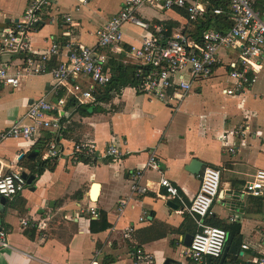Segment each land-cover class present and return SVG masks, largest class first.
Returning <instances> with one entry per match:
<instances>
[{"label": "crops", "instance_id": "crops-1", "mask_svg": "<svg viewBox=\"0 0 264 264\" xmlns=\"http://www.w3.org/2000/svg\"><path fill=\"white\" fill-rule=\"evenodd\" d=\"M76 4L75 0H51L43 10V21L29 34L34 52H46L53 43L63 47L52 66L66 60L68 42L96 45V32L122 9L123 0H91L79 12H75ZM28 5L29 0H0V39L23 17ZM145 9H140L138 16L150 24L166 25L178 18L180 28L185 25L179 11L151 8L154 14L146 18ZM65 14H71L80 26L65 25ZM135 30L140 34H133ZM122 33L126 51L132 45L140 46L147 35L130 23L122 27ZM106 51L109 61L110 55H118L111 48ZM231 57L235 59L237 54L232 52ZM23 58L5 54L0 56V65L15 68ZM123 60L136 66L128 55ZM228 73L224 58L211 77L194 84L178 108L130 86L114 90L106 102L93 103L99 107L98 113L83 115L77 107L67 108L59 136L64 153L55 160V169L36 176L14 201L0 203V227L9 233L11 244L0 252V264H89L92 260L135 264L132 255L138 249L151 255L155 264H192L186 251L191 236L200 228L189 208L207 166L220 170L221 187L212 206L214 219L205 222L220 221L226 228L239 226L242 252L235 264H256L261 257L264 199L246 195L244 190L256 172L264 170V60L257 82L244 94L224 93L232 86ZM55 85L52 76L43 75L23 79L19 88L0 86V132L25 120L34 101L43 97L55 101ZM215 89L226 105L217 107L209 99ZM243 122L250 123L254 135L245 145L238 144L236 154H230L220 137ZM47 133L52 132L42 130L40 138L31 141L0 139V162L6 172L20 170L34 176L28 163L37 162L40 151L35 146ZM87 141H94L98 150L90 163L72 156L74 145ZM110 143L118 147V159L103 157ZM153 152L158 157L155 170L147 166ZM194 160L203 164L200 174L190 171ZM137 172L142 174L139 184L147 188L145 193L133 191ZM163 176L178 188L180 199L168 198L159 185ZM120 201H126L122 211ZM91 208L105 213L110 229L92 232V221L100 215L91 216ZM24 222H29L28 226ZM128 228H133L129 238L125 236ZM32 229L34 239L26 234ZM244 245L248 249H243Z\"/></svg>", "mask_w": 264, "mask_h": 264}, {"label": "built area", "instance_id": "built-area-1", "mask_svg": "<svg viewBox=\"0 0 264 264\" xmlns=\"http://www.w3.org/2000/svg\"><path fill=\"white\" fill-rule=\"evenodd\" d=\"M75 12L90 4L91 0H75ZM215 1L228 4L231 27L218 31L210 24L199 29L197 24L207 23L211 17L220 16L223 8ZM51 0H29V5L22 18L14 22L0 39V56L5 54L23 55V63L15 68L0 65V86L19 88L23 79L31 76L50 75L55 81V101L47 97L34 101L28 108L26 118L12 127L0 132V139H39L42 130L51 131V141L43 154L44 159L55 161L64 153L60 144L63 130L62 121L67 115L70 100L78 104L97 102L95 93L111 82V73L107 69L109 59L106 50L113 49L118 54L128 55L134 60L137 70V85L133 88L175 108L192 92L196 82L212 76L217 67L227 59L229 78L232 86L224 91L228 96L244 94L252 88L258 79L259 67L264 60V0H123L122 9L113 15L96 32L97 43L92 47L68 42L66 60L52 66L53 60L62 53V46L53 43L43 53L32 51L29 34L35 25L43 21V10ZM144 6L161 8L168 11L183 10L187 14L185 25L168 37L165 25H155L141 19L138 12ZM65 25L78 28L71 14L62 17ZM211 22V21H210ZM133 24L147 32L140 46H131L129 51L123 47L122 27ZM232 52L237 54L233 59ZM85 82V83H84ZM64 90V93L61 94ZM26 122V124H25ZM252 126L243 122L236 128L224 132L220 140L228 153L236 154L238 144L245 145L253 134ZM94 141L75 144L72 156L93 161L97 155ZM105 158L118 159L121 153L115 143H110L102 153ZM148 168L158 169L156 152L151 154ZM141 172L134 175L133 191L145 193L146 187L139 184ZM200 188L189 208L200 231L194 236L186 256L192 264H203L206 257H222L228 233L222 228L206 224L212 215V206L219 196L221 187L220 170L207 166L200 175ZM159 185L171 200L180 199L179 190L169 179L162 177ZM27 180L22 171L6 172L0 162V203L2 199L12 202L27 188ZM244 193L256 198L264 195V170H258L253 179L245 184ZM120 211L126 201H120ZM89 213L93 217L99 214L95 208ZM143 220V218H142ZM28 226L29 222H24ZM133 228L126 230L130 237ZM11 248L9 233L0 227V252ZM243 249H248L247 245ZM261 257L258 264H264V231L261 241ZM135 264H155L151 255L138 249L133 253ZM89 264H99L92 260Z\"/></svg>", "mask_w": 264, "mask_h": 264}, {"label": "trees", "instance_id": "trees-1", "mask_svg": "<svg viewBox=\"0 0 264 264\" xmlns=\"http://www.w3.org/2000/svg\"><path fill=\"white\" fill-rule=\"evenodd\" d=\"M214 2V0H213ZM215 4L218 6L220 5L223 8V13L220 16L211 17L210 21L205 23H199V29L207 28L210 24L218 31L225 32L231 27V20H230V12L228 4L225 2H218L215 1ZM181 15L187 18V14L185 11H179ZM168 32L166 33L169 36L173 34L175 28L179 29L180 26L178 23H168L165 25ZM110 61L108 64V68L111 73V82L104 88L99 89L95 95L97 98V103L99 102H106L111 98V93L116 90L119 91L123 87H134L137 85L138 78L136 77V70L137 67L131 64H127L124 62V55L118 54L114 57V55H110ZM77 107V110L80 111L83 115H92L94 113H98L100 111L98 106L95 104H90L88 106L80 105L77 101L70 100L68 103L69 108ZM50 133H47L41 141L36 144V148L40 151L39 158L37 162L28 163V167L31 169V173L36 176H41L45 171L50 170L53 171L57 165V161H50L48 159L43 158L44 152L48 148V144L51 141ZM80 160L84 163L92 162L90 159L81 157ZM105 213H100L98 220L92 221L91 230L93 233H100L110 229L111 225L106 219ZM207 219L212 220L214 219L212 216L208 217ZM209 223V222H208ZM210 226L222 228L228 233V240L226 246L230 247V250L227 254L226 260L224 264H235L237 258L239 257L240 253L242 252V237L240 236V227L233 225L232 227L226 228L221 225L220 221L210 222ZM30 239H34V230L32 229L29 232H26ZM208 264H219L220 258H213V257H206ZM205 259V260H206ZM204 264V263H203ZM258 264V263H256Z\"/></svg>", "mask_w": 264, "mask_h": 264}, {"label": "rangeland", "instance_id": "rangeland-1", "mask_svg": "<svg viewBox=\"0 0 264 264\" xmlns=\"http://www.w3.org/2000/svg\"><path fill=\"white\" fill-rule=\"evenodd\" d=\"M143 8H147V9H145V12H143L144 13V17H146V18H150L153 14H154V12H152V11H150V9H151V7H149V6H144ZM143 8H141V9H143ZM171 11H173V10H171ZM139 12H140V10H139ZM139 12H138V14H139ZM174 12V11H173ZM178 15V17L180 18V20H184L185 21V17H181L179 14H177ZM179 21H178V18L176 19V21H172V23H178ZM171 23V22H170ZM180 23V22H179ZM166 24H168V23H166ZM175 30H177V28H175ZM133 34H140L139 32H137L136 30L135 31H133ZM115 56H117V55H114V57ZM209 99L211 100V101H214V105L215 106H217V107H221V106H224V105H226L227 103H226V100H225V98H223V96L220 94V93H218L217 92V89H215V90H213V92L210 94V96H209ZM200 100V99H199ZM199 101H197V103H198ZM191 110V109H190Z\"/></svg>", "mask_w": 264, "mask_h": 264}, {"label": "water", "instance_id": "water-1", "mask_svg": "<svg viewBox=\"0 0 264 264\" xmlns=\"http://www.w3.org/2000/svg\"><path fill=\"white\" fill-rule=\"evenodd\" d=\"M202 167H203V164L200 161L194 160L192 162V164H191L190 171L193 174H200V172L202 170ZM23 176L27 180V184L28 185H32L34 183L35 179H36L35 176H29L27 173H23ZM263 199H264V195H263ZM5 201H6V199H2L1 200V204H4ZM192 240H193V236H191L190 245L192 243ZM228 251H229V248L228 247H225L224 253H223L222 257H221V260H220V263L219 264H224V261L226 260V257H227V254H228Z\"/></svg>", "mask_w": 264, "mask_h": 264}, {"label": "bare ground", "instance_id": "bare-ground-1", "mask_svg": "<svg viewBox=\"0 0 264 264\" xmlns=\"http://www.w3.org/2000/svg\"><path fill=\"white\" fill-rule=\"evenodd\" d=\"M96 197V196H95Z\"/></svg>", "mask_w": 264, "mask_h": 264}]
</instances>
